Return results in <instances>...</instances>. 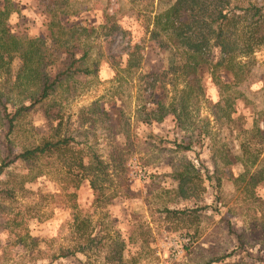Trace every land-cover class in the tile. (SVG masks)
Listing matches in <instances>:
<instances>
[{"label": "rangeland", "instance_id": "1", "mask_svg": "<svg viewBox=\"0 0 264 264\" xmlns=\"http://www.w3.org/2000/svg\"><path fill=\"white\" fill-rule=\"evenodd\" d=\"M55 1L66 12L61 19L67 28L90 44L87 64L93 69L97 63L98 72L64 82L11 135L15 150L41 137L74 141L67 163L42 160L39 178L0 201V264H118L114 257L127 264H264V45L252 54L250 77L239 93L222 91L203 76V97L186 100L184 82L172 73L168 55L148 40L141 17L170 0ZM13 2L17 13L10 26L40 35V0ZM104 12L119 27L109 37L99 29ZM134 46L139 68L124 72L125 55ZM153 73L158 80L151 88L146 74ZM219 78L233 82L224 70ZM11 96L14 104L21 101L16 92ZM49 114L58 118L51 121ZM181 142L191 149L174 145ZM92 153L106 164L105 176L96 175L104 179L108 199L95 210L88 181L67 168ZM245 166L261 180L252 193L246 177L239 178ZM133 168L145 178H133ZM6 172L20 175L27 167L16 163ZM69 180H79L76 190L71 185L73 195L66 189ZM86 236L94 244L75 252ZM66 252L73 254L59 257Z\"/></svg>", "mask_w": 264, "mask_h": 264}, {"label": "trees", "instance_id": "2", "mask_svg": "<svg viewBox=\"0 0 264 264\" xmlns=\"http://www.w3.org/2000/svg\"><path fill=\"white\" fill-rule=\"evenodd\" d=\"M40 2L45 8L44 30L38 36H29L17 33L9 24V19L17 13L13 0H0V75L4 80L0 84V201L25 190L26 184L39 178L43 174L39 168L42 160L52 166L55 162L67 163L65 155L74 141L69 137H41L38 142H31L15 150L10 137L20 122L48 101L64 82L76 76L85 77L98 72L97 63L93 64V69L87 64L90 61V44L87 45L85 40L79 38L80 34H75L76 28H67L62 21L61 17L66 12L56 8L60 2ZM141 17H145L142 21L148 40L161 56L168 55L169 65L174 67L172 73L184 82L186 100L203 97V76H209L215 86L222 87V91L232 88L239 93L241 86L247 84L250 77L252 54L264 45V0L260 6L243 4L237 0H170L165 7L161 6V2L156 3L153 9L146 10V14L143 13ZM79 29L82 32L84 30ZM99 29L106 37L119 31L115 18L106 12L104 23ZM138 50V46H134L126 53L124 72L139 68ZM223 70L231 75L233 82L226 83L219 78ZM146 76L151 79L150 85L153 88L158 75L153 73ZM15 92L21 98L16 104L11 96ZM238 97L235 95L236 99ZM47 117L51 121L58 118L51 114ZM148 137L155 136L149 134ZM174 145L186 151L191 149L188 142ZM16 163L24 164L27 172L20 175L7 173V168ZM74 166L68 163L67 168L69 172L78 171L79 180L88 181L92 209L106 206L108 199L101 184L104 179L96 175L105 176L106 164L92 153L87 160L80 158ZM244 169L239 178L243 180L246 177L245 186L252 193L261 180L257 173L249 175L248 168L245 166ZM79 180L71 184L74 190L79 186ZM70 181L66 183V189L69 195H73L70 192L72 186L68 185ZM254 201L258 202L257 197ZM259 218L264 219V210L260 212ZM76 220L77 216L74 223ZM242 237V234L236 235L240 242ZM94 242V237L86 236L82 246L75 252L82 251ZM72 254L66 252L59 257ZM114 259L118 264L128 262L120 257ZM218 261L211 260L207 264Z\"/></svg>", "mask_w": 264, "mask_h": 264}, {"label": "built area", "instance_id": "3", "mask_svg": "<svg viewBox=\"0 0 264 264\" xmlns=\"http://www.w3.org/2000/svg\"><path fill=\"white\" fill-rule=\"evenodd\" d=\"M132 176H133V178H136L138 180H143L145 178V176H146V173L143 170H141V169H134L133 168ZM182 241L188 242L189 239L188 238H184V239H182Z\"/></svg>", "mask_w": 264, "mask_h": 264}]
</instances>
